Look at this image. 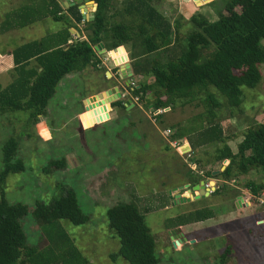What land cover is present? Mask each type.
Listing matches in <instances>:
<instances>
[{
    "label": "rangeland",
    "instance_id": "374dc122",
    "mask_svg": "<svg viewBox=\"0 0 264 264\" xmlns=\"http://www.w3.org/2000/svg\"><path fill=\"white\" fill-rule=\"evenodd\" d=\"M31 1L0 0V51L4 50L0 53V59L5 60L6 66L10 64L8 53L12 48L45 37L63 26L62 22L48 18L22 29L2 30L6 13ZM59 1L64 4L66 0ZM84 1L91 5L88 8L94 13L96 7L91 4L93 0ZM113 2L122 7L124 0L110 1ZM225 2L211 0L199 5L192 0H155L154 5L170 21L180 22L179 35L184 41L193 30L189 21L193 14H202L210 21H216L221 12L231 16L233 12L243 9L242 5L229 9ZM87 20H90L89 16ZM79 28L87 34L84 23ZM126 51L129 55V47ZM111 54L99 50L101 69L89 67L86 73L77 72L80 76L77 80L83 81L81 79L87 77L90 81L73 82L66 87V95L60 103L61 110L56 114L51 109L55 111L57 105L51 108L50 104V111L43 115L44 119L33 124L34 120H30L27 112H0V171L3 168V145L11 135L18 138V157L26 164L24 171L8 176L5 192L10 203L21 202L29 207V214L23 219L29 244H38L41 250L48 246V240L32 215L36 202L49 203L53 197L62 195L65 189L72 188L82 209L90 216V221L74 225L63 220L61 224L89 260L88 264H129L122 256L112 257L118 254L121 243L109 228L107 211L119 202L136 203L146 213L157 243L158 264H264V224H258L259 220H264V203H260L258 198H251V191L246 187L249 181L264 184V170L254 169L230 179L227 181L230 186L227 191L222 189V179L204 178L211 186L215 182L219 193L194 203L187 204L180 200L182 196L191 197L193 194L186 188H180L189 181V171L203 177L205 172L220 169L229 163V160L221 163L214 159L215 144L185 153L188 150L184 139L177 141L179 147L170 141L174 132L198 127V116L205 112V105L201 101L178 105L172 111H164V116L158 119L144 105L130 114L119 109L114 115L115 119L109 121L106 114L88 111L80 116L87 129L80 130L78 113L84 110L81 97L94 93L97 88L98 93L104 92L112 88L109 87L114 84L111 82L116 81L120 66L115 60L113 62L114 56ZM106 69L114 75L110 80L104 78ZM260 69L262 80L259 85L255 88L243 87L242 111H232L223 105L218 110V118L214 120L220 122L235 152L245 130L264 122V64L260 65ZM130 79L128 85L124 84L126 78L121 81L129 86L137 85L141 80L138 76ZM152 80L150 77L149 81ZM0 84H4L2 78ZM218 98L225 103L222 94ZM197 102L199 105H195ZM62 158L66 160L65 167L52 169L50 163ZM260 195L264 200V190ZM239 196L254 202V205H239ZM202 208L212 210L215 216L201 225L186 224L184 229H180L191 210L194 212ZM193 228L196 229L190 231ZM184 232L187 241L182 238ZM177 239L181 243L175 247L174 241Z\"/></svg>",
    "mask_w": 264,
    "mask_h": 264
},
{
    "label": "trees",
    "instance_id": "16d2710c",
    "mask_svg": "<svg viewBox=\"0 0 264 264\" xmlns=\"http://www.w3.org/2000/svg\"><path fill=\"white\" fill-rule=\"evenodd\" d=\"M97 3L94 19L87 20L78 4L65 8L59 0H32L6 13L2 30L31 26L45 19L62 22L58 31L26 42L13 52L16 78L0 92V112H27L30 120L38 121L46 114L49 101L55 96L60 81L68 74L101 64L99 49L103 43L107 51L121 45L129 47L133 75L140 77L137 85L125 87L127 98L119 99L113 107L127 110L128 98H138L137 105L156 111L201 101L205 112L198 116V127L174 132L170 141L188 139L192 151L215 144L214 159L229 160L224 170H214L196 176L188 172L195 184L204 177L222 179V189L228 190L227 181L254 169L264 170V122L249 126L236 152L228 144L218 118V110L227 105L239 111L244 102L243 87L255 88L262 80L260 65L264 64V0H226L229 9L243 6L231 16L220 13L216 21L202 14H193V30L184 41L180 38L179 21H170L155 5V0H124L122 7L111 0H93ZM205 4L211 0H197ZM215 1V0H213ZM71 2V0L69 1ZM110 10V12H106ZM84 23L87 34L79 28ZM76 29L80 36L71 33ZM125 50L112 52L117 64L125 63ZM34 60L38 67L28 68ZM41 68L39 71L38 69ZM153 78L149 81V78ZM224 96V101L218 98ZM195 105H199L197 102ZM166 112L156 116L162 118ZM207 118H204V117ZM3 168L0 171V264H88L73 239L62 226L63 220L74 225L90 221L82 209L74 189L67 188L48 203L37 201L32 208L48 246L41 250L30 245L23 219L29 214L27 204L10 203L5 185L10 174L22 172L26 164L18 157L19 141L11 135L3 145ZM169 146V145H168ZM52 169L63 168L65 158L53 160ZM56 168V169H55ZM53 171V170H52ZM246 187L253 195H260L264 184L249 181ZM214 193H219L216 189ZM210 209L197 211L184 223L213 217ZM110 230L120 239L118 254L129 264H158L155 236L146 213L133 202H119L107 211Z\"/></svg>",
    "mask_w": 264,
    "mask_h": 264
},
{
    "label": "crops",
    "instance_id": "0c3cea01",
    "mask_svg": "<svg viewBox=\"0 0 264 264\" xmlns=\"http://www.w3.org/2000/svg\"><path fill=\"white\" fill-rule=\"evenodd\" d=\"M190 2V1H189ZM64 5H66V3L64 2ZM88 7H90V6H88ZM198 10V9H197ZM196 11V8H194L193 9V12H195ZM198 11H200V10H198ZM88 13H90L91 14V10H89V8H88ZM32 26V25H31ZM78 26H80V24L78 25ZM29 27V26H28ZM25 28V27H24ZM19 29H22V28H19ZM71 30V33L72 34H76V36H79L80 34L76 31V29H74V28H71L70 29ZM8 31V30H7ZM58 31V30H57ZM85 34V33H84ZM43 38V37H42ZM41 39V38H40ZM20 46V45H19ZM13 48L9 51V53H8V57H9V61H10V64L8 65V66H6V62H5V60L4 59H0V78H2L3 79V82H4V84H0V92L1 91H3L5 88H7L8 86H9V84H11L12 82H13V80L16 78V76H17V72L15 71V64H14V61H13V56H12V52H13ZM4 52V50H1L0 51V53L2 54ZM106 52L108 53V51L106 50ZM99 58H100V56H99ZM112 58V57H111ZM112 60H113V62H114V58H112ZM12 64V65H11ZM102 64V63H101ZM101 64L99 65V67L98 68H96V69H101ZM130 64H131V62H130ZM104 65H107V64H104ZM124 65H122V66H120V67H118V74H117V78L115 79L116 81H113V82H111V83H114L113 85H111V86H109V87H114V86H119L120 87V89H121V93H122V96L120 97V99H123V98H127L128 96H129V91L126 89V88H124V87H127V86H125V85H123V83H122V81H121V79H122V77H121V75H122V73H121V68L123 67ZM33 67H38L37 66V64H36V62L34 61V60H32L31 62H30V65L28 66V68L27 69H29V68H33ZM9 68V69H8ZM89 68V67H88ZM87 68V69H88ZM95 68V67H94ZM131 68H132V66H131ZM87 69H85V70H83V71H85V73L87 72ZM39 71L41 70V68H39L38 69ZM82 72V71H81ZM108 72H110V70H108V69H106L105 70V79H107V80H110V77L111 78H113V73L112 72H110V75L108 76ZM133 72V71H132ZM76 73V74H75ZM73 72V73H70V74H68V75H66L61 81H60V83L58 84V87H57V92H56V94H55V96L49 101V103H48V106H47V108H46V114L44 115V116H46L48 113H49V111H50V104H51V108L53 107V106H55V105H57V109L55 110V111H52V109H51V112L53 113V114H56L59 110H61V105H60V103H61V100H63L64 99V96L66 95V87H68V86H71V84L73 83V82H78V83H80V82H84V81H90L89 79L90 78H88L87 79V77H85L84 79H81V80H83V81H80V80H77L78 78H80V76H78V74H77V72ZM131 77H135L134 75H132ZM132 81H133V78H132ZM124 84H127V80L126 81H124ZM128 85V84H127ZM100 88V87H99ZM98 89V88H97ZM97 89H96V91L94 92V93H89V95H85V96H83V97H81L82 98V100H83V102H84V110L82 111V112H80V113H78V118H80V116L86 111V106L89 104V102H87V99L89 98V97H91V96H94L95 94H97L99 91H97ZM88 92H89V90H88ZM94 94V95H93ZM80 96H82V94L80 95ZM128 99H132L133 100V102H134V104L135 105H137V103H135V101H134V99L132 98V97H130V98H128ZM127 99V100H128ZM54 102H55V104H54ZM114 103V102H113ZM113 103H112V109L111 110H109V115H110V117H109V119L107 120V121H109V120H111V119H115V113H116V111L117 110H119V108H116V107H113ZM54 104V105H53ZM125 105L127 106V110H125L126 111V113H128V114H130V113H132L134 110H132V108L135 106V105H132V104H128L127 105V101L125 102ZM139 107H142L141 105H138ZM151 107H150V112H151ZM120 110H122V109H120ZM29 115V114H28ZM43 117V115H39V120L41 119ZM42 119H44V118H42ZM41 119V120H42ZM30 121V120H29ZM107 121H105V122H107ZM35 123V121L33 122V124ZM46 124H47V122H45ZM102 123H104V122H102ZM98 124H101V123H98ZM95 125H97V124H95ZM94 125V126H95ZM87 128H83V126L81 125V123H80V130L81 131H84V130H86ZM50 136H52V134L50 135ZM185 140V141H184ZM183 140V142H184V145H188V147L186 146V149L188 150V151H190V152H192V147H191V144H190V142L188 141V139H184ZM242 141V140H241ZM228 144L230 145V143L228 142ZM231 147V146H230ZM232 148V147H231ZM234 151V150H233ZM189 152V153H190ZM235 152V151H234ZM223 166L224 165H222L221 167H220V170H222V168H223ZM227 166V165H226ZM217 170H219V169H217ZM187 176H188V173H187ZM204 176V175H203ZM204 178H207V177H204ZM204 178H201L200 180H199V182L202 180V179H204ZM188 182H187V184L188 183H192V184H194L191 180H190V178H188ZM198 182V183H199ZM197 184V183H196ZM219 187V186H218ZM208 189H210L211 190V194H213V192L217 189V186H216V189L214 190L213 189V186H211V188H209L208 187ZM196 194H197V192H196ZM210 194V195H211ZM209 195V196H210ZM209 196H205V197H209ZM261 196V195H260ZM259 195L257 196V195H253L252 193H251V198H258V199H262L261 197H260ZM205 197H203V198H205ZM239 197H241V198H239ZM238 197V204L239 205H241V204H245V205H247V204H250V205H254V202H249L250 200H247L246 201V198L244 199L242 196H239ZM203 198H200V199H197V200H201V199H203ZM257 199V200H258ZM263 200V199H262ZM244 201H246V202H244ZM194 202H196V200H192L191 202H189V203H194ZM185 203H187V202H185ZM188 204V203H187ZM203 210H205L206 208H202ZM202 209H197V210H195L194 212L191 210V212H189L188 213V218L191 216V215H193V214H195V212H197V211H202ZM214 213V212H213ZM213 216H215V215H213ZM188 218H186V219H188ZM211 218H213V217H211ZM211 218H209V219H211ZM209 219H205V220H202V221H196V222H188V223H185V224H181V227H180V229L182 228V229H184V225H189V224H193V223H195V225L196 224H198V223H200V225L201 224H203L205 221H207V220H209ZM228 221V220H227ZM230 221H232L231 219H230ZM230 221H228V223H230ZM197 227H199V226H197ZM179 229V230H180ZM194 229H196V228H193L192 230H190V231H193ZM184 237H185V232H184V234L182 233V238L184 239ZM185 240V239H184ZM185 241H187V240H185Z\"/></svg>",
    "mask_w": 264,
    "mask_h": 264
},
{
    "label": "water",
    "instance_id": "95a60500",
    "mask_svg": "<svg viewBox=\"0 0 264 264\" xmlns=\"http://www.w3.org/2000/svg\"><path fill=\"white\" fill-rule=\"evenodd\" d=\"M188 1H191V0H188ZM192 1L197 2V0H192ZM65 3H66L67 7L78 4L80 10L84 14L85 19H87L88 16L90 17V20L94 19V13H91V14L88 13V5H87V2H85L84 0H73V1L71 0V2L66 0ZM91 4H95V7L97 8V3L95 1H91ZM96 48L99 49L100 52H103V53L106 52V49L104 48L103 43H99L96 46ZM120 50L126 51L125 46L121 45V46H119L113 50L108 51V53L111 54L112 52H116V51L120 52ZM126 59H127V61L125 62V66H123L121 68V73H122L121 77L126 78L127 84H129L131 82L130 77L133 75V72H132V68H131V64H130V58H129L128 53H126ZM115 63L117 64L116 60H115ZM122 65H123L122 63L118 64V66H122ZM109 75H110V72H108V76ZM121 96H122V93H121V89L119 86H114L112 88H109V89L105 90L104 92H100L98 94H95L94 96L89 97L87 99V102H89V104L86 106V111H94L96 113H98V111L99 112L106 111L105 117H108V119H109L110 115H109V111H107V108H109L111 110L112 109V103L119 100ZM128 104L135 105L132 99L127 100V105ZM150 107L153 109L152 105ZM187 147H188V145H187ZM225 167H226V165L223 166L222 170H224ZM219 172H220V170H215L212 172V174L217 175ZM213 184H214L213 189L215 190L216 189V183L213 182ZM180 188L181 189L186 188V190L189 193H191V194L193 193L191 197L182 196L180 200L183 203L191 202L192 200H197V199L203 198L205 196H209L211 194V190L208 189L207 182L205 179H202L199 183L195 184L192 187L190 184H186L184 186H180ZM195 192H197V194ZM177 195H176V197H177ZM178 198H180V195H178ZM239 198H241V197H239ZM180 243H181V241L177 239L174 241V246L177 247V245Z\"/></svg>",
    "mask_w": 264,
    "mask_h": 264
},
{
    "label": "built area",
    "instance_id": "2783aa9c",
    "mask_svg": "<svg viewBox=\"0 0 264 264\" xmlns=\"http://www.w3.org/2000/svg\"><path fill=\"white\" fill-rule=\"evenodd\" d=\"M123 65H125L124 63H122ZM134 99V101H135V103H137L138 102V98L136 97V98H133ZM170 109V107H168V108H164V109H158V110H154V109H151V114L152 115H154V116H157L158 114H160V113H162V112H164V111H167V110H169ZM110 109L109 108H107V111H109ZM88 111H85L84 113H87ZM102 115H105L106 114V111H101L100 112ZM79 120H80V123H81V125L83 126V128H86L85 126H84V124H83V122H82V120L79 118ZM168 133H170V130H168ZM173 143H176L177 145H178V147L180 146V144H178V142L177 141H173L172 142V144ZM188 152H190V151H185V153H188ZM180 155H182V154H180ZM207 187H209V188H211V185L209 184V183H207ZM247 201V200H246ZM246 201H244V202H246ZM248 202V201H247ZM260 203H264V200H262V199H260ZM258 224H264V220L263 219H261V220H259L258 221Z\"/></svg>",
    "mask_w": 264,
    "mask_h": 264
},
{
    "label": "bare ground",
    "instance_id": "6f19581e",
    "mask_svg": "<svg viewBox=\"0 0 264 264\" xmlns=\"http://www.w3.org/2000/svg\"><path fill=\"white\" fill-rule=\"evenodd\" d=\"M197 3L199 4V5H204V4H201L199 1H197ZM125 64V63H124ZM125 66V65H124Z\"/></svg>",
    "mask_w": 264,
    "mask_h": 264
},
{
    "label": "flooded vegetation",
    "instance_id": "af4514ba",
    "mask_svg": "<svg viewBox=\"0 0 264 264\" xmlns=\"http://www.w3.org/2000/svg\"><path fill=\"white\" fill-rule=\"evenodd\" d=\"M188 184H190V185H191V187H192V186H194V185H195L196 183H195V184H192V183H188Z\"/></svg>",
    "mask_w": 264,
    "mask_h": 264
}]
</instances>
